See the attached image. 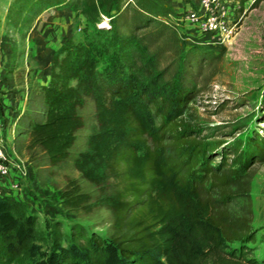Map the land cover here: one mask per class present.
Segmentation results:
<instances>
[{
  "label": "trees",
  "instance_id": "trees-1",
  "mask_svg": "<svg viewBox=\"0 0 264 264\" xmlns=\"http://www.w3.org/2000/svg\"><path fill=\"white\" fill-rule=\"evenodd\" d=\"M135 2L89 0L94 36L65 39L49 82L36 88L42 106L19 118L34 166L53 171L72 162L84 180L67 176L63 206L90 218L110 213L107 238L77 223L62 235L67 245L54 239L46 262L264 264L248 257L247 243L256 240L251 209H231L236 198L250 197V168L264 161V134L208 139L180 118L200 93L206 64L222 52L182 42L172 8L161 0ZM95 14L109 23L98 24ZM41 238L38 215L0 193V264L24 263ZM234 241L239 248L228 249Z\"/></svg>",
  "mask_w": 264,
  "mask_h": 264
},
{
  "label": "rangeland",
  "instance_id": "rangeland-1",
  "mask_svg": "<svg viewBox=\"0 0 264 264\" xmlns=\"http://www.w3.org/2000/svg\"><path fill=\"white\" fill-rule=\"evenodd\" d=\"M88 1L69 0L62 6H49L48 0H0V66L17 88L25 86L27 81L28 109L42 106L36 95V88L42 83L35 75L49 82L53 55L65 39L70 37L78 42L84 40L86 33L94 36L97 23L86 12ZM135 1L131 0L132 5L136 4ZM161 1L172 8L173 15L169 16L172 18L198 0ZM237 1V31L226 45L203 44L216 53L221 51L222 55L206 64L200 80V93L180 117L201 127V135L208 136V139L226 142L235 137L248 140L257 133L264 134V0L257 4L254 0H247L243 5ZM92 16L100 20L98 24L109 23L106 15ZM179 26L186 29L182 23ZM194 33L201 36L199 30ZM7 130L5 126L3 134L14 156L13 138L10 137L12 129ZM87 131L89 128L81 133ZM16 150L17 159L26 164L28 171L21 178L20 196L28 209L38 215L42 236L40 250L20 264H47L48 253L55 247L54 239L67 245L62 235H70L77 223L83 225L88 235L95 233L107 238L110 223L107 209L90 218L69 211L61 202L60 192L67 176L83 180L72 162L53 171L45 167L38 169L30 162L26 150L24 153ZM219 160L218 155L214 162ZM250 170L253 172L250 197L236 198L231 209L238 214L251 209L256 240L247 243L250 247L248 257L264 263V161L255 162ZM239 246L238 241L230 242L228 249Z\"/></svg>",
  "mask_w": 264,
  "mask_h": 264
},
{
  "label": "built area",
  "instance_id": "built-area-1",
  "mask_svg": "<svg viewBox=\"0 0 264 264\" xmlns=\"http://www.w3.org/2000/svg\"><path fill=\"white\" fill-rule=\"evenodd\" d=\"M237 0H198L193 6L188 5L182 14L172 17L176 31L184 43L199 41L211 46L226 45L231 42L237 31L235 12ZM174 18V19H173ZM183 24L186 29L179 25ZM201 31V36L194 33ZM4 116L0 112V180L13 176L7 187L0 186V193H10L20 198L22 177L28 174L26 164L10 153L3 134L5 127Z\"/></svg>",
  "mask_w": 264,
  "mask_h": 264
},
{
  "label": "crops",
  "instance_id": "crops-1",
  "mask_svg": "<svg viewBox=\"0 0 264 264\" xmlns=\"http://www.w3.org/2000/svg\"><path fill=\"white\" fill-rule=\"evenodd\" d=\"M3 68L0 66V112L5 118V126L8 129L11 128L12 132L10 137L13 138L12 149L13 151L25 152V142L27 141L28 135L21 134L19 131V118L22 113L28 110V102H29V89L27 88V81L26 87L23 86L22 88H17V85L8 80V76L3 73ZM35 78L40 81V83L44 84L47 81L40 80L37 75ZM29 81V80H28ZM15 129V130H14ZM14 131V132H13ZM22 140V141H21ZM17 154V153H16ZM14 172L4 179L0 180V186L3 188L7 187V184L11 177L13 176ZM20 198H22L20 196Z\"/></svg>",
  "mask_w": 264,
  "mask_h": 264
}]
</instances>
